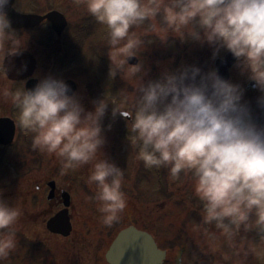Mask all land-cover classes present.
<instances>
[{"label":"clouds","instance_id":"clouds-1","mask_svg":"<svg viewBox=\"0 0 264 264\" xmlns=\"http://www.w3.org/2000/svg\"><path fill=\"white\" fill-rule=\"evenodd\" d=\"M0 0V53L19 55L26 47L11 26ZM107 28L109 77L119 74L134 82V116L128 133L147 168H167L176 179L190 174L194 192L203 204L202 223L215 224L235 247L241 229L264 233V125L257 124L243 100L244 88L222 78L213 68L195 65L163 71L144 81L148 70L142 53L154 36L207 44L213 59L221 50L235 58L234 67L253 82L264 109V0H74ZM137 58L136 64H130ZM26 69V65L24 66ZM199 77V79H197ZM71 93V94H69ZM18 111L16 123L32 134V147L54 156L60 174L91 165L86 183L95 187L100 222L111 226L126 207L121 190L123 169L98 158L106 144L103 120L110 103L93 101L86 110L77 93L53 76L30 90L12 92L0 87ZM128 114L112 105L111 115ZM110 130L111 125L107 126ZM128 135V136H129ZM21 210L3 198L0 189V264L16 248ZM254 217V220H253Z\"/></svg>","mask_w":264,"mask_h":264},{"label":"rangeland","instance_id":"rangeland-1","mask_svg":"<svg viewBox=\"0 0 264 264\" xmlns=\"http://www.w3.org/2000/svg\"><path fill=\"white\" fill-rule=\"evenodd\" d=\"M16 10L42 14L57 10L64 14L67 27L56 37L44 24L32 32H18L24 51L34 55L37 68L33 75L39 82L48 76L64 81L72 80L86 110L93 109V101L105 98L110 103L103 120L106 144L98 158H106L123 169L121 190L126 207L119 220L110 227L100 222L94 194L87 196L79 179H87L91 165L69 171L57 177L62 183L74 184V234L71 239L50 235L45 228L43 206L34 197L26 199L24 181L37 182L42 177V158L56 160L32 147V134L16 123L18 111L10 99L0 98V118L10 117L16 123V136L10 148L0 147V189L7 202L21 210L16 248L3 264H107L104 254L111 240L121 230L134 226L153 236L160 250L166 252L164 264H264V233L241 229L234 237L235 247L221 234L215 224L202 223L203 204L195 195L190 174L181 173L176 179L167 168H147L138 158V146L133 144L127 124L131 120L119 114L113 118L112 105L134 116V82L119 74L109 77L110 60L107 55V28L98 24L86 6L74 0H18ZM141 60L148 70L144 81L157 79L165 71H177L182 66H200L206 52H213L207 44L169 38L167 45L154 36ZM3 54L0 53V87L23 91L24 82L13 83L4 75ZM108 125H111L110 130ZM129 135V136H128ZM47 165V171L49 170ZM72 179H77L73 181ZM254 220V217H253Z\"/></svg>","mask_w":264,"mask_h":264},{"label":"water","instance_id":"water-1","mask_svg":"<svg viewBox=\"0 0 264 264\" xmlns=\"http://www.w3.org/2000/svg\"><path fill=\"white\" fill-rule=\"evenodd\" d=\"M13 4L14 0H10L6 8L13 29H33L45 19L50 22L52 29L57 35H60L66 27L63 16L56 12H52L45 17L32 15L24 16L12 9ZM229 59L230 57L226 58L227 61ZM129 63L136 64L137 60L131 58ZM35 64L36 62L33 57L25 52L19 55L8 56L3 62L6 69L5 74L12 81L24 80L31 76L35 69ZM25 65L26 69L24 68ZM230 66V63L216 66L222 78L227 79V72ZM66 83L69 85L72 92L76 91V86L73 82L68 81ZM36 84L37 81L35 80L28 82L26 90L34 88ZM14 131L15 128L10 120L0 119V144L10 145L14 136ZM65 207H68V202H65ZM47 229L51 233L67 237L71 230L67 211H62L51 219L47 223ZM105 259L108 264H161L164 259V253L157 249L150 235L130 227L117 235L106 253Z\"/></svg>","mask_w":264,"mask_h":264},{"label":"flooded vegetation","instance_id":"flooded-vegetation-1","mask_svg":"<svg viewBox=\"0 0 264 264\" xmlns=\"http://www.w3.org/2000/svg\"><path fill=\"white\" fill-rule=\"evenodd\" d=\"M227 57H230L228 61L226 60ZM225 63L231 64L228 69L227 80H231L233 83H239L244 88L245 91L243 100L249 104L254 121L259 125H264V109H261L257 104V98L261 95V93L253 87V82L249 81L246 75L241 74L240 70L234 67L236 61L230 52L221 50L218 56L213 59V52L207 51L199 68H201L202 72L206 73L213 68L216 69L217 65H223ZM197 79H199V77H197ZM48 164L49 170L47 171ZM40 170L42 171V177L37 182L31 180L24 181L25 184H27L25 190L26 199L30 197L37 199L43 206L42 211L44 212V216L49 217L50 219L59 211L64 209V201L66 197L70 202L68 215L71 219L73 227L72 212L75 207L74 195L76 194L74 184H72L71 181H68V183H62L57 178L60 174V169L54 159L49 160L48 158L46 159L43 157ZM72 180L75 182L77 181V179ZM86 180L87 179H79L80 187L84 188L83 192L87 194V196H91L95 193V187H90L86 183ZM72 237H75L74 231H72L71 236L67 239H71Z\"/></svg>","mask_w":264,"mask_h":264}]
</instances>
